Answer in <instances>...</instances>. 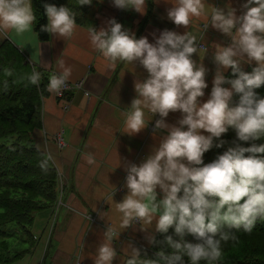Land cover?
<instances>
[{"label": "clouds", "instance_id": "clouds-1", "mask_svg": "<svg viewBox=\"0 0 264 264\" xmlns=\"http://www.w3.org/2000/svg\"><path fill=\"white\" fill-rule=\"evenodd\" d=\"M111 2L117 9L141 15L147 8V0ZM91 4L92 0H79L81 7ZM43 7L48 22L40 30L71 38L77 30L75 12L67 6ZM166 12L171 22L185 29L183 34L165 29L158 35L153 32L154 42H149L147 37L137 38L114 18L106 21V27H93L89 32L91 44L109 67L125 62L147 73L146 78L134 81L136 98L124 113L125 134L135 136L148 128L146 110L159 116L153 137L166 133L139 164L125 162L127 194L115 206L122 214L121 229L155 221L154 231L163 239L157 241L154 235L145 238L170 251H158L154 258H147L141 249L130 245L126 264H185V258L190 264H214L223 256L222 242L235 239L233 229L250 233L257 220L264 219V143H256L264 139V98L255 91L264 86V0H246L239 15L231 6L211 5L209 12L206 0H175ZM201 17L207 19L203 33L211 27L227 38L226 45L206 46L201 43L203 34L188 30L193 18ZM36 20L32 0H0V34L19 37L31 33ZM210 49L215 73L211 93L202 102L210 71L203 61ZM253 62L256 66L251 73L241 70V64ZM228 69L235 78H226ZM71 71L63 68L51 75L47 91L59 95L67 88ZM6 72L11 75L10 70ZM26 79L38 86L41 74L33 69ZM177 112L180 118L174 124L166 122L170 113ZM230 129L236 135L232 146L204 164V154L223 147L227 142L221 137ZM50 159L39 163L42 171L48 170ZM86 159L90 165L96 162L91 153ZM189 235L194 243L186 240ZM119 236L115 227H107L94 264H113L117 257L113 241Z\"/></svg>", "mask_w": 264, "mask_h": 264}, {"label": "crops", "instance_id": "crops-1", "mask_svg": "<svg viewBox=\"0 0 264 264\" xmlns=\"http://www.w3.org/2000/svg\"><path fill=\"white\" fill-rule=\"evenodd\" d=\"M73 2L78 5L79 0ZM151 2L150 13L147 5L145 14L141 15L134 10L117 9L111 0H92L91 6H84L83 23L77 25L71 38L49 33L48 41L39 42L34 31L19 37L12 33L7 36L0 34V45L10 41L49 78L61 73L63 68H71L68 82L71 85L82 83L80 90L74 89L65 95L69 100L58 98V95L48 91L47 96L42 98V127L35 129L31 137L35 147L51 157V163L64 178L65 187L62 206L52 224L51 208L35 215L34 222L36 220L37 223L31 232L34 245L20 261L21 264H94L108 226L120 232V236L113 241L117 251L113 264H125L130 258V245L141 249V253L151 245L145 237L155 235V221L151 225L136 224L121 229L122 214L115 205L127 194L124 187L125 162L139 164L158 146L159 137L166 133L153 137L152 128L159 116L146 110V119L150 121L148 128L135 136L125 134L124 113L136 98L134 81L146 78L147 73L135 64L125 62L109 67L108 61L91 44L89 36L91 28L99 30L106 27V21L112 18L135 33L137 38L144 36L149 42H154L153 32L158 35L159 31L168 29L184 33L183 27H177L167 18L166 9L175 0H166L168 4L163 0ZM243 3L246 0H206V7L210 12L211 5L224 9L231 6L238 10L239 15ZM205 23V17L193 18L188 30L197 36L203 34L201 43L206 46L228 43L226 37L211 27L203 33ZM193 59L199 62L198 56L194 55ZM203 63L210 69L206 76L208 88L201 98L202 102H206L215 73L211 49ZM250 65L256 66L253 62L241 64V68ZM179 118V112L170 113L166 122L174 124ZM59 132L65 144L63 148H59L52 138ZM88 153L94 155V164L87 163ZM110 196L112 199H109Z\"/></svg>", "mask_w": 264, "mask_h": 264}, {"label": "trees", "instance_id": "trees-1", "mask_svg": "<svg viewBox=\"0 0 264 264\" xmlns=\"http://www.w3.org/2000/svg\"><path fill=\"white\" fill-rule=\"evenodd\" d=\"M44 4L69 7L76 14L77 25H82L86 8L81 7L79 3L75 5L73 0H32L37 17L33 31L39 42L49 40V33L40 30L41 26H46L48 22ZM147 5L150 13L151 0H147ZM254 67L250 65L241 70L251 73ZM6 69L11 71V75L7 74ZM33 69L41 74L38 86L31 85L26 79ZM225 76L235 78L231 69H228ZM48 83L47 73L32 65L10 41L6 40L0 45V227L15 224L29 242L28 248L11 253L10 245L5 240L11 235L0 231V264H14L29 254L34 245L30 228L35 215L39 211L52 208L57 197V171L50 160L48 170H41L39 163L46 159L47 155L35 147L31 137L35 129L42 127V98L48 94ZM255 91L264 98V86ZM63 99L69 100V97L64 95ZM221 139L227 143L221 148L214 147L206 152L203 157L204 164L215 161L232 146V141L236 139L235 132L230 129ZM240 143L245 147L250 146L249 143ZM256 143H264V139ZM232 233L235 239L222 242L223 256L214 264H264V219L257 220L250 233L244 232L243 229H233ZM169 234H173V230L170 229ZM154 236L157 241L163 239L158 233ZM186 240L195 242L190 235ZM162 250L170 251L164 245L151 244L141 254L154 258L155 254ZM185 264H190L187 258ZM200 264L207 262L201 261Z\"/></svg>", "mask_w": 264, "mask_h": 264}, {"label": "built area", "instance_id": "built-area-1", "mask_svg": "<svg viewBox=\"0 0 264 264\" xmlns=\"http://www.w3.org/2000/svg\"><path fill=\"white\" fill-rule=\"evenodd\" d=\"M81 86H82V83L81 82H78V83H74L73 85H71L68 81H67V88L65 90H63L59 95H58V98H62L63 99V96L66 95L67 93H69L71 90H80L81 89ZM86 95V93H85ZM88 95V93H87ZM56 143H57V146L59 148H63L64 147V142L61 138V135H60V132L55 134L53 137H52ZM64 187H65V182H64V178L63 176L57 172V179H56V194H57V197H56V200L52 206V219H51V224L53 223L54 221V218H55V215L57 213V211L59 210L60 206H62V197H63V192H64Z\"/></svg>", "mask_w": 264, "mask_h": 264}, {"label": "rangeland", "instance_id": "rangeland-1", "mask_svg": "<svg viewBox=\"0 0 264 264\" xmlns=\"http://www.w3.org/2000/svg\"><path fill=\"white\" fill-rule=\"evenodd\" d=\"M3 141V140H2ZM58 212V211H57ZM36 220L33 222L30 232H32V227H36ZM1 232H8L11 236L5 239L10 245V252H18L22 251L29 247V242L26 241V236L22 233V231L15 224H8L3 227H0ZM24 258L16 261L14 264H21ZM26 259V258H25Z\"/></svg>", "mask_w": 264, "mask_h": 264}, {"label": "water", "instance_id": "water-1", "mask_svg": "<svg viewBox=\"0 0 264 264\" xmlns=\"http://www.w3.org/2000/svg\"><path fill=\"white\" fill-rule=\"evenodd\" d=\"M24 64H26V62Z\"/></svg>", "mask_w": 264, "mask_h": 264}]
</instances>
